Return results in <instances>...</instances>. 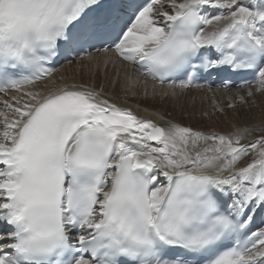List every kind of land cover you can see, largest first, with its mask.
I'll return each mask as SVG.
<instances>
[{"label": "snow or ice", "instance_id": "snow-or-ice-1", "mask_svg": "<svg viewBox=\"0 0 264 264\" xmlns=\"http://www.w3.org/2000/svg\"><path fill=\"white\" fill-rule=\"evenodd\" d=\"M101 51L126 91L235 76L254 105L264 0H0V264H264V119L161 124L53 78Z\"/></svg>", "mask_w": 264, "mask_h": 264}, {"label": "bare ground", "instance_id": "bare-ground-1", "mask_svg": "<svg viewBox=\"0 0 264 264\" xmlns=\"http://www.w3.org/2000/svg\"><path fill=\"white\" fill-rule=\"evenodd\" d=\"M93 57H94L93 61L91 63L88 61L87 66H90V71H92V69H93V71L95 73H98L103 78L104 82L106 81V82L112 84V82L115 80V78H117V75H116L117 70H119V72H120L119 77H120L121 83L114 84L113 89L112 88L111 89L110 88L103 89L105 95L107 97H109L113 102H115L118 106L130 108L140 118L152 119V120L156 121L157 123H161V124H163L166 120H173V121H177L180 123L187 120V122H188L187 124H189L190 127L195 125L194 127L202 129V130H212V131L221 132V133L231 131L234 126L243 127L246 125L259 124L261 122V120L264 119V111L257 114V111H247L248 109H242V108L240 109V106L234 108L233 110H229L226 108V104L228 103V102H226V99H227L226 97H232L233 99H235V94H233V93L238 92V91H242L239 88H233L230 90H225V89H221V88L212 87L211 91L214 92V94H212V95H214V96L221 95L222 96L221 103H222L223 108H224V112H223L224 116L221 118L223 120V122L221 121V123H219V124H216L218 121L216 123L212 122L213 124L209 125V126L202 124V121L204 119H209L210 121H214V119L210 116L209 111H208L209 115L205 116V117H203L199 113L198 109L192 110V108H191V111H189L188 117L182 116L181 113L179 112L178 107H176L175 110L171 109L172 111L167 112L168 111L167 104L171 105V103L176 99H178V101H181V97H183V96L186 97V95L188 98L189 96H191L188 92L197 91L199 89H195V88L188 89V90H186L185 95H182V94L179 95V93H177V95H175V96L170 94L167 97H164L162 95H159L158 97H154L153 92H152V82L149 80L147 82L146 86H145V84H140L138 86L139 89L135 88L134 90L126 91L123 87L125 73H124L123 67L121 66L120 60L118 58H116L113 53H104L102 51L101 52H93ZM76 63H78V62H76ZM73 64L62 65L60 68L57 69V72L54 74L53 78L55 79V76L59 75L60 72L64 71L65 67H67V66L72 67ZM106 64H107V67H105ZM78 65H80V64H77L76 69L79 68ZM87 77H91L89 75V72L82 71V77H80V74H77V72H76V76L72 75V80H73L72 83H76V81H77L78 84L84 83V84H87L91 87H95L97 89L100 88V87H98V83L97 84L94 83L93 81L87 79ZM66 80L64 83H68V82H66ZM141 81H143V78H141ZM58 83H62V82H58ZM201 90H207V89H201ZM119 92H121V93H119ZM116 93L124 95V96L122 98L115 97L114 95H116ZM225 94H230V95L225 96ZM132 96H134V98ZM260 98H258V96H256L255 101L260 100ZM262 98H261V100H262ZM204 99L207 100V102L210 101L207 97H204ZM153 104H155V105H153ZM256 105H258V104H256ZM244 107H246V106H244ZM151 109L153 110V112ZM157 111L159 113H157ZM186 113H188V112H186ZM230 113H231V115H229ZM166 115H168V116H166ZM162 116L164 117V119L165 118H167V119L165 121L161 120ZM182 118L184 121L182 120ZM184 124H186V123H184ZM194 127H192V128L194 129Z\"/></svg>", "mask_w": 264, "mask_h": 264}, {"label": "rangeland", "instance_id": "rangeland-1", "mask_svg": "<svg viewBox=\"0 0 264 264\" xmlns=\"http://www.w3.org/2000/svg\"><path fill=\"white\" fill-rule=\"evenodd\" d=\"M87 63H88V61L87 60H84L82 62L74 63L72 65V67H69V66L65 67L64 68V71L60 72L59 75L55 76L56 81L57 82L64 83L65 80L67 79L66 82L72 83V81H73L72 80V75H75L76 76V72H77V74H80V77H82V71H86V72H89V75L91 76V77H87V79L93 81L96 84L98 83V87H100V88L102 87L103 89H108V88H110V89L112 88L113 89L114 84L121 83L120 82L121 81L120 80V77H119V82H117V78H115V80L112 82V84H110V83H108L106 81L104 82L103 81V78L98 73H95L93 71V69H92V71H90V66H87L88 65ZM77 64H80V65H78L79 66L78 69H76ZM61 77H63V80H61ZM76 83L78 84L77 81H76ZM141 84H144L143 81H141ZM136 89H139V88L137 87ZM176 91H177V93H179V95L180 94H182V95H185L186 94V90L184 92H181L180 90L177 89ZM121 92H119V93H121ZM188 93L191 95L188 98H187V95H186V97L185 96L181 97V101H178V99H176V100H174L171 103V105L170 104H167L168 111L167 110L166 111L167 112H170L172 110H175L176 107H178L179 108V112L181 113V115L182 116H185V117L186 116L188 117L189 111H191V108H192V110L193 109H198L199 110V113L201 115L203 113H205V112L208 113V111H209V114L214 119V121H210L209 119H204L202 121V124H205L206 126L207 125L209 126V125H212L213 123H216L217 121L218 122L216 124L221 123V121L223 122V120L221 118L224 116V113H217L214 110V104L216 106L223 107V105L221 103V100H222V96L221 95L214 96V95H212V94H214V92L207 91V90H201V89H199L197 91H193V92H188ZM236 93L237 92H234L233 94H236ZM228 95H230V94H225V96H228ZM114 96L115 97H118V98H122L124 95H121V94L116 93V95H114ZM158 96L159 95H155L154 97H158ZM257 96H258V98H260V97L261 98L263 97V98H262V100L260 98V100L255 101V104L254 105H241L236 99H233L232 102L236 103V107L240 106V109L242 108V109H248L247 111H257V114H258V113L264 111V96H261L259 94H257ZM132 97L134 98V96H132ZM204 97H207L210 100L209 101L210 103L207 102V100H205ZM226 98H227L226 99V102H229V97H226ZM256 104H258V105H256ZM153 105H155V104H153ZM244 106H246V107H244ZM226 108H227V106H226ZM227 109L233 110L234 108L233 109L227 108ZM152 112H153V110H152ZM186 112H188V113H186ZM157 113H159V112L157 111ZM231 113L229 115H231ZM166 116H168V115H166ZM202 116L205 117L204 115H202ZM166 119L167 118H165L164 121ZM182 120H183V118H182ZM184 123H186V124H184ZM187 123H188L187 120H185L184 122H181V124H183L184 126H188L189 124H187ZM194 126H192V127H194ZM189 127H190V125H189ZM195 128L196 127H194V129ZM197 129L200 130V131H204V132H211L212 131V130H202V129H199V128H196L195 130H197Z\"/></svg>", "mask_w": 264, "mask_h": 264}]
</instances>
